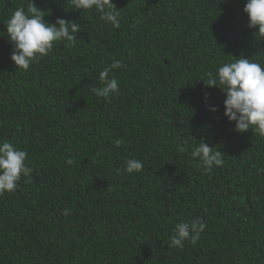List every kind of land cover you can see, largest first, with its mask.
<instances>
[{"label":"trees","instance_id":"1","mask_svg":"<svg viewBox=\"0 0 264 264\" xmlns=\"http://www.w3.org/2000/svg\"><path fill=\"white\" fill-rule=\"evenodd\" d=\"M32 2L81 27L74 47L57 43L24 71L6 22L28 0H0V141L33 168L0 194V264H264V137L235 132L225 94L205 85L240 56L264 64L246 0H112L119 28L70 0ZM114 59L119 95L97 97ZM185 140L223 165L203 173L177 151ZM128 158L143 170L117 175ZM197 219L195 244L168 247L175 224Z\"/></svg>","mask_w":264,"mask_h":264},{"label":"clouds","instance_id":"2","mask_svg":"<svg viewBox=\"0 0 264 264\" xmlns=\"http://www.w3.org/2000/svg\"><path fill=\"white\" fill-rule=\"evenodd\" d=\"M73 10L98 11L100 20L120 27L121 13L112 0H70ZM45 11L39 9L32 0L28 7H20L13 11L6 22V33L12 45L11 60L15 66L24 71L39 63L47 56L55 44L64 42L65 47L75 46L76 33L80 24L57 17L54 23L45 20ZM243 12L248 17L247 27L255 29V33L264 36V0H246ZM122 67V62H113L99 73L101 87L91 91L97 97L108 98L119 95V81L112 75L114 69ZM208 87H218L226 98L223 101L224 117L229 123L234 122V131L246 133L252 130L264 137V64L240 56L231 62L219 66L215 73L208 72ZM219 85V86H218ZM211 99V94L204 93L205 102ZM209 111L215 113L218 107L208 104ZM117 145L119 141H116ZM179 153H186L196 166L205 174L211 173L214 167L222 166V152L210 147L204 140L193 146L187 140L177 145ZM28 153L19 149L9 140L0 141V194L14 192L22 177H28L33 172ZM67 165L74 163L72 158L66 159ZM143 162L136 158H128L122 168L116 169L117 175L134 174L143 170ZM206 225L199 219L190 222L181 221L175 224L173 235L168 247L183 249L185 242L195 244Z\"/></svg>","mask_w":264,"mask_h":264}]
</instances>
